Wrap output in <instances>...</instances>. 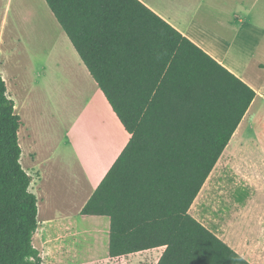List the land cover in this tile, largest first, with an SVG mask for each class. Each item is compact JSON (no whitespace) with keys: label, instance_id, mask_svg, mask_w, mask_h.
Returning <instances> with one entry per match:
<instances>
[{"label":"trees","instance_id":"16d2710c","mask_svg":"<svg viewBox=\"0 0 264 264\" xmlns=\"http://www.w3.org/2000/svg\"><path fill=\"white\" fill-rule=\"evenodd\" d=\"M131 139L82 211L111 220V258L251 264L190 210L257 93L139 0H45ZM22 119L0 73V264H43Z\"/></svg>","mask_w":264,"mask_h":264},{"label":"rangeland","instance_id":"374dc122","mask_svg":"<svg viewBox=\"0 0 264 264\" xmlns=\"http://www.w3.org/2000/svg\"><path fill=\"white\" fill-rule=\"evenodd\" d=\"M5 2L0 0V19ZM4 33V37L0 33V41L6 44L0 54V59L6 56L4 62L7 71L3 73L17 113L24 123L20 136L24 151L22 165L24 169L31 168L28 155L32 151L44 159L48 148H54L55 165L68 166L69 189L57 193L58 199L67 201L77 184L81 185L82 174L85 176L84 188L88 191L91 181L104 171L101 147L109 139L111 129L102 121L98 100L80 82L79 72L69 60L70 50L62 43L50 42L52 44L42 47L34 45L33 37H30L33 32L29 31L22 34L16 32L20 44H25L13 48L15 39L12 36L15 32L7 29ZM37 33L45 35L49 32L42 30ZM49 38L45 36L46 40ZM11 49L14 54H9ZM37 55H42L39 62L35 59ZM10 75L21 77L23 86L18 85L14 90L12 85L15 83ZM251 108L190 213L213 233L232 244L234 250L251 264H264V79L256 104ZM26 130L33 134L35 141L25 138ZM64 143H69L67 150ZM34 194L39 199L40 208L43 205L42 192ZM72 202L76 204L77 200L69 201V204ZM38 220L43 222L40 215ZM50 234L54 235L52 232ZM85 236L95 243L91 234ZM73 241L77 253L71 250L62 256L54 253L56 243L45 231H37L34 245L44 257L43 264H81L89 257L82 244L84 240L76 236ZM160 252L163 251L136 256L121 264H136L137 260L158 264ZM103 255L100 249L95 257Z\"/></svg>","mask_w":264,"mask_h":264},{"label":"crops","instance_id":"0c3cea01","mask_svg":"<svg viewBox=\"0 0 264 264\" xmlns=\"http://www.w3.org/2000/svg\"><path fill=\"white\" fill-rule=\"evenodd\" d=\"M139 1L253 88L257 93L256 99L258 98L259 89L264 79V0ZM1 11L3 15L0 19L1 37H4V32L7 29L15 32L12 36L15 39L12 45L13 48L20 45L24 46L25 44H20V37L16 35V32L22 34L23 31H29L33 32L30 37H33L34 45L38 44L39 47H42L44 44L49 45L53 42L56 44L62 43L65 48L71 51L69 60L74 65L73 67L78 70L80 82L86 85L90 94H93L98 100L97 107L102 121L111 129L112 136L110 135L109 139L101 147L104 171L95 180L91 181L88 191L84 188L85 176L82 174L80 178L81 185L77 184L75 190H72L71 198L67 201L63 198L58 199L57 193L61 190L65 192V190L69 189L68 166L67 164L60 167L55 165L54 148H48L44 159L35 151L28 155L31 161V168L29 167L30 169L25 170L33 177L30 190L34 193L42 192L43 196V205H40V208L38 207L39 215L42 217L43 222L40 223L38 220L40 225L38 232L45 231L51 239H54L56 243L55 249H57L54 253L60 256L69 254L71 250L75 251L74 246L76 243L73 238L80 236L84 240L82 244L86 247L85 252L89 255L81 264H121V262L129 261L133 257L157 252L158 250L163 251L160 252L162 257L165 247L132 254L127 257L111 258L109 255L110 218L106 216L82 215L83 209L121 156L131 137L116 117L45 0H6L5 4H2ZM42 30L49 33L45 35L37 33ZM45 36H50L52 39L46 40ZM2 41H0V54H2L3 47L6 45ZM9 54H14L12 49ZM41 56L37 55L35 59L39 62L42 60ZM5 58L6 56L4 55L3 59H0V73L4 80L6 76L3 71H7V66L4 62ZM10 79L15 83L12 85L14 90L17 89L18 85L20 87L23 86L21 77L10 75ZM8 94L12 98L9 90ZM256 99L251 107L256 104ZM250 111H248L245 118H247ZM23 128L24 123L19 132V143ZM239 129H237V132H239ZM25 138L35 141L33 134L28 130H26ZM63 146L67 150L69 143H64ZM23 155L24 151L22 149ZM87 178L89 179V177ZM203 191L204 187L194 204L200 199ZM75 199L77 200L76 204L73 202L69 204V201ZM51 232L54 235H51ZM88 234L93 236L95 243H91L88 240V237L85 236ZM216 235L225 243H228L220 235ZM228 245L235 249L232 244L228 243ZM100 249H102L104 255L100 258L95 257ZM75 252L77 253V250ZM59 260L63 261L62 259ZM136 264L146 263L137 260Z\"/></svg>","mask_w":264,"mask_h":264}]
</instances>
